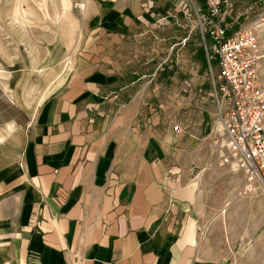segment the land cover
Here are the masks:
<instances>
[{
  "label": "crops",
  "instance_id": "1",
  "mask_svg": "<svg viewBox=\"0 0 264 264\" xmlns=\"http://www.w3.org/2000/svg\"><path fill=\"white\" fill-rule=\"evenodd\" d=\"M252 1L228 11L229 34L264 23ZM164 7L104 1L76 48L53 52L32 113L0 87V264H232L214 231L241 176L210 159L215 102L168 100Z\"/></svg>",
  "mask_w": 264,
  "mask_h": 264
},
{
  "label": "rangeland",
  "instance_id": "2",
  "mask_svg": "<svg viewBox=\"0 0 264 264\" xmlns=\"http://www.w3.org/2000/svg\"><path fill=\"white\" fill-rule=\"evenodd\" d=\"M104 1L0 0V87L6 92L5 97L31 108L32 113L46 87L42 86L48 74L47 67L52 69L49 60L53 52L63 56L64 60L83 38L87 25L93 21V14ZM251 5H255L256 10H264V0H253ZM172 8V12L168 10L165 14L164 7L152 16L157 24L169 22L174 27L168 29L173 35L171 43L174 46L170 82L173 94L170 93L168 100L176 104L183 96L192 94L198 98L201 95L211 98L213 85L218 81V68L215 63L209 66L201 39L192 32L197 8L203 10L202 1L173 0ZM187 9L191 14L189 19L184 15ZM165 31L159 32L157 44L165 38ZM257 35L263 51L260 81L264 87V23L259 26ZM188 86L190 90L186 91ZM226 190L223 183V200ZM231 201L225 217L218 219L225 220V224L214 231L223 249L222 257L232 264H264V204L249 198L236 200L235 196ZM212 223L209 232L213 230Z\"/></svg>",
  "mask_w": 264,
  "mask_h": 264
},
{
  "label": "built area",
  "instance_id": "3",
  "mask_svg": "<svg viewBox=\"0 0 264 264\" xmlns=\"http://www.w3.org/2000/svg\"><path fill=\"white\" fill-rule=\"evenodd\" d=\"M238 1L202 0L192 32L201 39L209 66L215 63L218 68L210 93L218 112L209 137L210 159L241 176L240 199L259 201L264 200L263 51L256 29L229 34L226 18ZM184 15L189 19L188 9ZM174 130L180 132L178 126Z\"/></svg>",
  "mask_w": 264,
  "mask_h": 264
},
{
  "label": "bare ground",
  "instance_id": "4",
  "mask_svg": "<svg viewBox=\"0 0 264 264\" xmlns=\"http://www.w3.org/2000/svg\"><path fill=\"white\" fill-rule=\"evenodd\" d=\"M68 5V4H67ZM64 18V17H63ZM227 209L228 208H224L222 211H221V216L222 217H225V214L227 213Z\"/></svg>",
  "mask_w": 264,
  "mask_h": 264
}]
</instances>
